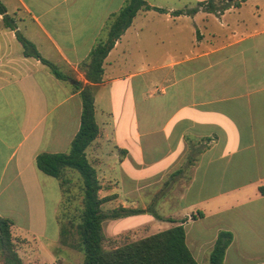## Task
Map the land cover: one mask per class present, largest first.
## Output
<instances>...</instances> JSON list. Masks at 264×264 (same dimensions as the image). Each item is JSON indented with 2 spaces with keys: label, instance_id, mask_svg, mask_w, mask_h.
<instances>
[{
  "label": "crops",
  "instance_id": "0c3cea01",
  "mask_svg": "<svg viewBox=\"0 0 264 264\" xmlns=\"http://www.w3.org/2000/svg\"><path fill=\"white\" fill-rule=\"evenodd\" d=\"M209 1L145 0L165 12L140 10L105 58L102 82L92 85L99 134L85 153L94 168L107 155L117 159L119 179H105L113 189L105 191L97 173L99 196L122 208L134 210L125 198L150 185L159 186L154 194L162 187V195H178L176 211L164 218L183 225L194 259L204 262L218 233L229 231L224 264H264V0L224 9L213 0L210 11ZM125 2L0 0V193L14 186L25 195L42 174L36 156L68 152L81 114L73 85L87 84L80 65ZM17 33L68 79L24 56ZM163 49L191 51L160 60ZM119 63L131 68L118 74ZM162 69L170 75L159 90L143 84ZM136 79L143 84L136 101L114 100L111 84ZM160 198L150 209H169L171 198Z\"/></svg>",
  "mask_w": 264,
  "mask_h": 264
},
{
  "label": "trees",
  "instance_id": "16d2710c",
  "mask_svg": "<svg viewBox=\"0 0 264 264\" xmlns=\"http://www.w3.org/2000/svg\"><path fill=\"white\" fill-rule=\"evenodd\" d=\"M213 0L207 2V10H214ZM231 1V0H230ZM235 1L234 7L240 2ZM206 4V5H207ZM201 5H205L200 3ZM205 5V6H206ZM230 5V4H229ZM224 6L222 9L227 7ZM140 10H155L164 13L165 10L148 6L145 0H126L120 11L113 16L108 24L106 38L98 42L91 50L88 60L80 65L87 84L79 82L74 86L81 102V114L79 129L70 143L66 153H40L35 158L36 168L43 174L55 178L60 186L62 201L68 191L65 185H69L68 175L72 170L76 171L82 183V207L80 222L78 223L77 244L75 237L62 222L59 223V242L63 246L77 248L83 253L81 264H199L190 252L186 241L183 225L172 226L166 230L156 232L134 242H129L112 250L103 247L104 234L102 222L106 218H117L120 213H133L138 210L117 208L110 214H104L101 206L113 200V196L100 197L101 185L97 171L86 157V148L97 138L99 127L95 120L94 92L92 85L102 82L103 62L116 41L131 25L134 17ZM196 8L186 11H174L172 14H192ZM5 9L0 4V14ZM23 48V55L33 57L46 65L51 73L59 80L66 81L68 76L61 73L57 67L43 59L34 45L20 34H16ZM180 173L177 171L176 174ZM264 194V191L261 190ZM63 204V203H62ZM61 205V204H60ZM152 209H150L151 212ZM152 213V212H151ZM175 223L174 220H168ZM12 221L0 218V264H21V259L14 249L10 228ZM233 235L229 231H220L209 253V264H224L225 252L232 243Z\"/></svg>",
  "mask_w": 264,
  "mask_h": 264
},
{
  "label": "rangeland",
  "instance_id": "374dc122",
  "mask_svg": "<svg viewBox=\"0 0 264 264\" xmlns=\"http://www.w3.org/2000/svg\"><path fill=\"white\" fill-rule=\"evenodd\" d=\"M215 3L218 7L227 3L233 4L230 0H217ZM244 15L247 16L246 13ZM189 25L193 27L192 23H189ZM187 35V40H189L190 34ZM157 51L162 53L161 55H156L161 60L162 56H179L178 52L180 54H189L191 50L163 49ZM117 67L116 73L122 75L129 71L131 65L119 63ZM137 67L141 69L142 66ZM167 73L170 75L169 69L152 71L150 74L143 76V84L146 86L150 81V85H154L152 89L157 88L159 90L165 84L162 77H165ZM133 84L134 86L138 84L139 87H133ZM143 84L137 81V79L126 80L111 84L110 88L116 93L114 100L118 101L123 99L124 102H127V100L133 102L136 101L135 94H141L140 91L143 88ZM96 93L98 100H100L98 92ZM155 94L157 96L158 93L155 92ZM122 95H124L123 98L121 97ZM155 101L161 102L162 99H155ZM118 107L119 105L116 109L114 108V114L108 120L110 125L115 126L120 118ZM102 116L101 113H98L97 119L100 123L101 118H103ZM159 122V127H161L162 121ZM162 135V132L159 133V136ZM95 169L97 170L98 176L104 178L101 179L99 177L101 179L100 182L104 183L105 191H109L111 188L113 189V181L106 180L119 179L121 169L117 159L113 158V156L110 158L107 155L99 166H95ZM42 174L37 180L35 179V184L30 189L28 188L29 190H27L25 195L17 191L14 186L9 191L0 193V218H7L12 221L10 228L11 237L14 243V249L21 259V264H81L83 253L80 250L60 244L58 225V221L59 223L66 224L73 238L75 237L74 242L77 244L76 227L80 222V211L82 207V183L79 175L74 170L68 175L70 184L65 185L68 191L65 194L66 197L62 204V195L57 180ZM167 177L165 175L163 180L167 179ZM162 189L161 187V191L154 194L156 190H159V186L150 185L143 190L134 191L130 196L127 195L125 200L135 202V210L138 211L133 213H120L119 217H109L102 222L103 234L105 236L103 247L105 250L118 248L126 243L137 241L170 227L171 224L168 220L171 219L164 218V216H172L171 212L176 211L179 196L174 194L162 195ZM101 192L100 196L104 193L103 191ZM119 194L121 196V193ZM161 196L171 198L172 203L169 209L158 210L157 205H155L151 213L150 207H152V203L156 198H160ZM162 199L160 198L158 202ZM124 204L127 203L124 202ZM120 206L113 200L104 203L101 206V210L104 214H110ZM195 259L200 264H209L207 257L204 258V262H201L196 256Z\"/></svg>",
  "mask_w": 264,
  "mask_h": 264
}]
</instances>
